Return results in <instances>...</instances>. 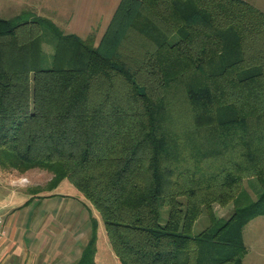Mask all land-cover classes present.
Here are the masks:
<instances>
[{
  "label": "trees",
  "instance_id": "1",
  "mask_svg": "<svg viewBox=\"0 0 264 264\" xmlns=\"http://www.w3.org/2000/svg\"><path fill=\"white\" fill-rule=\"evenodd\" d=\"M0 168L69 179L122 264H242L243 226L264 214V10L121 0L98 43L29 10L0 17ZM93 223L75 264H96Z\"/></svg>",
  "mask_w": 264,
  "mask_h": 264
},
{
  "label": "crops",
  "instance_id": "2",
  "mask_svg": "<svg viewBox=\"0 0 264 264\" xmlns=\"http://www.w3.org/2000/svg\"><path fill=\"white\" fill-rule=\"evenodd\" d=\"M121 0H0V17L29 10L61 25L65 34L90 35L98 43ZM20 9V10H19ZM18 10V12H17ZM15 11V12H13ZM14 13V14H13ZM13 14L11 16H2ZM13 175L0 172L1 264H75L93 235L97 210L85 203L83 193H50L16 188ZM70 191V192H69ZM98 212V211H97ZM100 216V214H99ZM118 257V256H117ZM100 254L96 251L98 264Z\"/></svg>",
  "mask_w": 264,
  "mask_h": 264
},
{
  "label": "rangeland",
  "instance_id": "3",
  "mask_svg": "<svg viewBox=\"0 0 264 264\" xmlns=\"http://www.w3.org/2000/svg\"><path fill=\"white\" fill-rule=\"evenodd\" d=\"M255 4L260 9L264 10V0H249ZM20 10V9H19ZM15 12V11H13ZM18 12V10H17ZM14 14V13H13ZM13 14H4L2 16H11ZM54 21V20H53ZM57 26L60 27L62 31L65 29L61 28V25L54 21ZM96 40V37H95ZM48 53H52L53 48L49 44L44 45ZM0 172L3 174L13 175L15 182L14 186L19 187H33L31 190L39 191L42 193H50L54 188L53 186V172L48 171L47 169L42 168H31L25 172H19L18 170H7L0 168ZM23 177L28 178V182H24L21 179ZM22 181V182H21ZM52 185V186H51ZM79 191L82 192L72 183L69 179H65L61 186L59 187L60 192L68 191ZM243 195L247 199H257L259 192L261 191V184L256 178H247L244 181ZM70 192V191H69ZM84 197V196H83ZM85 203L93 207V205L85 198ZM232 203L228 206L216 205L215 211L218 216L229 217L232 211ZM95 210H97L94 207ZM98 211V210H97ZM95 214L100 218V222L96 227L97 231V251L100 254V259L98 264H122L120 259L117 257V254L111 244L109 239L105 222L102 219L101 215L99 216V211ZM162 216L166 218L168 216V207L163 206ZM210 226V221L206 213H203L202 216L196 221L193 232L198 233ZM94 232V229H93ZM243 239L245 243V250H243V263L242 264H264V214L257 215L256 217L249 220L246 225L243 226Z\"/></svg>",
  "mask_w": 264,
  "mask_h": 264
},
{
  "label": "built area",
  "instance_id": "4",
  "mask_svg": "<svg viewBox=\"0 0 264 264\" xmlns=\"http://www.w3.org/2000/svg\"><path fill=\"white\" fill-rule=\"evenodd\" d=\"M22 181H24V182H28V178L27 177H23L22 179H21ZM21 181V182H22ZM3 223V220H2V218H0V225ZM4 235V231L2 230V229H0V238L2 237ZM1 264V263H0Z\"/></svg>",
  "mask_w": 264,
  "mask_h": 264
}]
</instances>
